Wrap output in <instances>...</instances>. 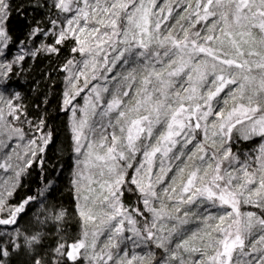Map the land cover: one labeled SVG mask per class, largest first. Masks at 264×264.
<instances>
[{
    "label": "snow or ice",
    "instance_id": "1",
    "mask_svg": "<svg viewBox=\"0 0 264 264\" xmlns=\"http://www.w3.org/2000/svg\"><path fill=\"white\" fill-rule=\"evenodd\" d=\"M45 5L46 26H31L12 55L13 9L0 0V135L40 133L17 178L43 163L52 132L43 117L29 119L20 93L5 91L15 66L67 49L62 110L78 154L81 230L59 238L54 259L32 264H264V0ZM242 141L250 146L234 150ZM33 199L8 207L0 198V225H16ZM21 237L31 249L41 234L17 228L11 241L0 239V264Z\"/></svg>",
    "mask_w": 264,
    "mask_h": 264
},
{
    "label": "trees",
    "instance_id": "2",
    "mask_svg": "<svg viewBox=\"0 0 264 264\" xmlns=\"http://www.w3.org/2000/svg\"><path fill=\"white\" fill-rule=\"evenodd\" d=\"M10 2L13 11L8 27L15 41V45L11 46V54L14 55L22 47L19 42L25 39L31 26L37 21L46 26L48 7L45 0ZM48 2L50 3V0ZM38 3L45 6L36 7ZM68 55L67 49L62 50L59 56L42 53L26 60L22 66H15L14 74H9L5 95L20 93L21 103L27 107L29 119L36 122L43 117L46 121L45 131L52 132V141L42 156L37 158L42 159L43 163H33L27 167L20 175L19 184L15 187L0 185V198L6 201L8 207L19 206L27 197L35 198L25 206L24 212L18 215L16 225H0V239L11 241L17 228L27 236L37 232L41 234L40 242L31 249L24 246L23 237L17 240L21 248H10L9 255L3 257V264H32L33 256L43 257L45 260L54 259L53 249L60 237L72 240L80 234L78 204L69 184L73 180L75 169L73 139L69 127V112L62 110L66 74L62 65ZM249 146V142L242 141L234 146V150L236 147L246 150ZM20 167H24L23 162ZM2 171L3 168H0V172ZM9 191L11 196L7 195ZM125 196L126 202H135L137 199L135 195L127 193ZM62 210L66 213L65 217L59 221L55 220L53 215ZM242 210L255 209L245 206ZM6 214L0 213V218Z\"/></svg>",
    "mask_w": 264,
    "mask_h": 264
},
{
    "label": "rangeland",
    "instance_id": "3",
    "mask_svg": "<svg viewBox=\"0 0 264 264\" xmlns=\"http://www.w3.org/2000/svg\"><path fill=\"white\" fill-rule=\"evenodd\" d=\"M66 75L67 74H65V78H64V87H65V90L68 88V84H67V80H66ZM0 90H2V89H0ZM9 92H11V90L8 91V94H9ZM81 95L84 96L85 94L82 93ZM75 103L82 104L83 103V100L80 97H78L77 98V101ZM69 127H70V132H71V135H72V139H73V135L74 134L71 131V113L70 112H69ZM25 132L26 133H29V128L28 127H25ZM34 135L35 136H38V135H40V133H35L33 131L32 134L26 135L23 140H20L19 138H16V137H13L12 139H8L7 136L0 135V140H3L4 143L8 145L7 148L0 147V163H3L4 160H5V158L7 156H10L11 157V160L9 162L12 164V167L11 168H9V169H4L3 168V171L0 172V185H3V186L11 185V187H15L16 184H19L20 177L17 178L15 176V173H16L17 168H18L17 166L18 165L20 166L21 163L23 162V160H26L28 158L27 156L24 155V153L26 151V145H27L28 140L31 139V138H33ZM12 149H15V152H13ZM73 149H74V139H73ZM16 153H19L20 154L19 158L17 157ZM74 156H75V160H76L78 158V154H76L74 152ZM76 170L77 169H76V166H75L74 173L72 175L73 180L76 178L75 177ZM73 180L70 181L69 184H70L71 189L74 191ZM158 191H159V189H158ZM74 193H75V191H74ZM75 197H76V193H75ZM76 201H77V204L80 203L79 200L76 199ZM3 218H7V214L5 216H3ZM101 239H103V238H101ZM135 251L139 252L140 250L139 249H136Z\"/></svg>",
    "mask_w": 264,
    "mask_h": 264
}]
</instances>
